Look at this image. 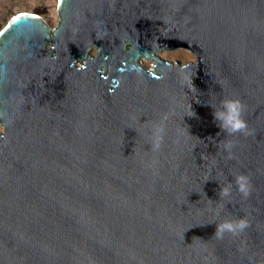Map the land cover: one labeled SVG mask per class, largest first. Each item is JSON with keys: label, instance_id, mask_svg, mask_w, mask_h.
I'll return each instance as SVG.
<instances>
[{"label": "water", "instance_id": "obj_1", "mask_svg": "<svg viewBox=\"0 0 264 264\" xmlns=\"http://www.w3.org/2000/svg\"><path fill=\"white\" fill-rule=\"evenodd\" d=\"M56 15L0 30V264H264V0ZM177 50L194 62L157 56ZM225 100L242 132L214 118Z\"/></svg>", "mask_w": 264, "mask_h": 264}, {"label": "rangeland", "instance_id": "obj_2", "mask_svg": "<svg viewBox=\"0 0 264 264\" xmlns=\"http://www.w3.org/2000/svg\"><path fill=\"white\" fill-rule=\"evenodd\" d=\"M56 6L57 0H0V29L11 17L21 13L36 15L53 27L57 23ZM159 57L172 63L180 62L181 65L194 62V57L185 50L161 53ZM142 65L152 68L150 62H143Z\"/></svg>", "mask_w": 264, "mask_h": 264}, {"label": "clouds", "instance_id": "obj_3", "mask_svg": "<svg viewBox=\"0 0 264 264\" xmlns=\"http://www.w3.org/2000/svg\"><path fill=\"white\" fill-rule=\"evenodd\" d=\"M223 112H214L215 119L221 120L219 127L229 133L242 132L246 128L244 120L241 118L242 105L238 100H225L222 102ZM230 145H226V148ZM238 190L245 196L248 194L249 182L246 176L240 175L236 177ZM223 195L229 194V189H222ZM247 227V222L243 219L236 221H224L216 225L215 235L222 237L224 233L237 234Z\"/></svg>", "mask_w": 264, "mask_h": 264}, {"label": "flooded vegetation", "instance_id": "obj_4", "mask_svg": "<svg viewBox=\"0 0 264 264\" xmlns=\"http://www.w3.org/2000/svg\"><path fill=\"white\" fill-rule=\"evenodd\" d=\"M161 53H165V52H161ZM161 53H160V54H161ZM160 54H158L157 56L159 57ZM159 58H160V57H159ZM160 59H161V58H160ZM143 62H145V61L142 60V63H143ZM168 62H169V61H168ZM142 63H141V65H142ZM179 63H180V62H179ZM151 64H152V68H153V65H154V64H153V63H151ZM142 67H143V65H142ZM152 68H151V69H152ZM146 69H147V68H146Z\"/></svg>", "mask_w": 264, "mask_h": 264}, {"label": "trees", "instance_id": "obj_5", "mask_svg": "<svg viewBox=\"0 0 264 264\" xmlns=\"http://www.w3.org/2000/svg\"><path fill=\"white\" fill-rule=\"evenodd\" d=\"M2 28H3V27H2ZM2 28H1V29H2ZM1 29H0V30H1Z\"/></svg>", "mask_w": 264, "mask_h": 264}]
</instances>
